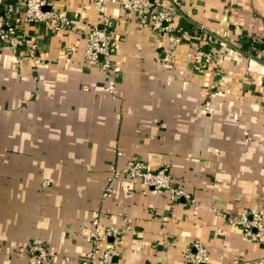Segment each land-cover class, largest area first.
<instances>
[{
  "label": "crops",
  "instance_id": "1",
  "mask_svg": "<svg viewBox=\"0 0 264 264\" xmlns=\"http://www.w3.org/2000/svg\"><path fill=\"white\" fill-rule=\"evenodd\" d=\"M162 2L173 30L108 4L115 73L85 57L94 0H55L71 27L27 23L16 51L0 41V264H80L95 217L121 228L100 242L119 247L114 264H185L194 240L208 264H264L236 222L264 215V0ZM199 43L215 56L197 70ZM135 157L169 166L194 200L114 175ZM33 241L50 257L31 258Z\"/></svg>",
  "mask_w": 264,
  "mask_h": 264
},
{
  "label": "built area",
  "instance_id": "2",
  "mask_svg": "<svg viewBox=\"0 0 264 264\" xmlns=\"http://www.w3.org/2000/svg\"><path fill=\"white\" fill-rule=\"evenodd\" d=\"M55 0H0V41L6 43L13 50H18L29 39L22 31L27 23L43 22L56 18L59 27H71L70 17L52 7ZM101 11V22L86 31L85 57L87 61L100 63L110 72L115 73L117 66L112 58V34L109 28L110 16L107 11L109 3L119 2L122 8L130 13L138 15L142 23L151 25L154 29L169 31L174 28V17L177 7L174 3L164 4L162 0H94ZM15 3L22 7V12L9 9ZM255 40V37H253ZM180 42V37L173 34L171 45ZM35 45V43H34ZM214 51L199 43L195 49L193 62L194 68L202 69L214 59ZM264 65V58H261ZM126 174L139 178L143 183L152 187L154 191H166L172 200L186 199L193 201L191 192L183 185H176L169 166L163 165L157 169L150 167L142 157H135L123 169L115 170L114 175ZM112 191L108 184L103 196L107 197ZM237 224L242 228L244 235L249 239L260 243L264 249V215L257 208L243 211ZM121 228L115 225H104L100 217L91 221L90 247L80 258V264H114L115 257L119 255V247L114 242H109L100 250V242L103 238L116 237L121 233ZM29 255L37 261H43L50 257L48 248L37 241L28 246ZM211 258L209 248L200 240H194L185 251V264H208Z\"/></svg>",
  "mask_w": 264,
  "mask_h": 264
}]
</instances>
